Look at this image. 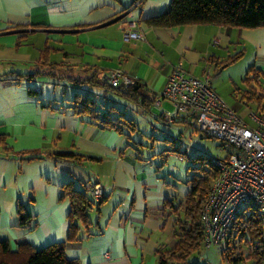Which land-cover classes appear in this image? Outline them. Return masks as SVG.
Here are the masks:
<instances>
[{"label": "crops", "instance_id": "1", "mask_svg": "<svg viewBox=\"0 0 264 264\" xmlns=\"http://www.w3.org/2000/svg\"><path fill=\"white\" fill-rule=\"evenodd\" d=\"M170 1L0 0V240L12 250L63 241L66 257L79 264H157L156 249L175 245L174 219L190 179L201 174L199 155L147 142L156 130L195 126L192 118L163 123L171 104L157 96L174 66L197 77L209 73L221 99L220 83L233 81L236 100L224 102L249 126H256L250 113L264 119V97L257 98L264 96V27L147 25L144 19ZM126 31L144 39L126 38ZM238 63L255 69L252 80H244L245 70L228 71ZM113 69L139 87L125 95L99 81ZM77 92L100 110L113 105L127 123L117 130L76 113ZM68 180L87 194L88 180L107 187L88 206L87 221H76L75 240L66 238L71 205L61 185Z\"/></svg>", "mask_w": 264, "mask_h": 264}, {"label": "trees", "instance_id": "2", "mask_svg": "<svg viewBox=\"0 0 264 264\" xmlns=\"http://www.w3.org/2000/svg\"><path fill=\"white\" fill-rule=\"evenodd\" d=\"M144 21L149 26L160 27L199 23L238 28L264 27V0H171L167 10L147 17ZM241 53L240 51L229 57L222 66L235 61ZM254 70L253 67H249L244 80L254 78L256 75L253 73ZM101 75L102 73L98 76L100 82L125 95L139 87L136 81L124 89L112 87L102 79ZM260 97L264 96L257 98ZM73 101L76 113L84 112L97 118L103 127L121 130L119 124L127 123V120L122 118V113H113L116 109L113 105L100 110L94 106L93 98L83 96L80 92L75 94ZM261 110H264V107ZM56 155L67 158L80 157L79 154L69 152H60ZM196 159L200 160L198 168L201 174L192 176L191 190L179 204L182 206V214H177L174 219L173 236L176 243L170 248L160 246L156 249L157 264H189L188 257L198 251L202 245L204 231L200 221V211L208 195L210 183L217 172L206 156L199 155ZM61 187L62 196L67 197L71 205L67 215L66 238L75 240L78 235L76 221L83 223L87 221L86 210L89 206V196L85 191L75 187L72 180L63 182ZM19 215L21 221L26 217L20 209ZM250 243L253 244L252 247L243 253L244 246ZM223 250L225 259L231 257L234 261L241 260L245 263L246 259L250 258L253 261L252 264H264V235H262V227L255 207H251L249 212L241 213L232 223L226 248ZM0 264H79V261L66 257L63 241L52 242L39 249L29 243H20L15 250H12L8 241L3 239L0 240Z\"/></svg>", "mask_w": 264, "mask_h": 264}, {"label": "built area", "instance_id": "3", "mask_svg": "<svg viewBox=\"0 0 264 264\" xmlns=\"http://www.w3.org/2000/svg\"><path fill=\"white\" fill-rule=\"evenodd\" d=\"M125 37L144 39L142 34L132 31H126ZM101 77L119 89L134 82L117 69ZM157 97L172 106V110L163 111L165 122L192 118L205 135L230 147L226 157H207L217 173L200 211L204 231L202 245L207 248L221 245L225 249L232 223L250 207L256 208L264 235V119L250 113L256 126L247 125L214 91L209 73L197 77L185 73L179 65L172 68ZM84 187L88 191L89 205L100 201L107 192L106 185L98 180H88ZM252 245L244 246L245 251Z\"/></svg>", "mask_w": 264, "mask_h": 264}, {"label": "rangeland", "instance_id": "4", "mask_svg": "<svg viewBox=\"0 0 264 264\" xmlns=\"http://www.w3.org/2000/svg\"><path fill=\"white\" fill-rule=\"evenodd\" d=\"M243 70H245V66L239 67V63H238L235 66H233L231 69H229L228 71H231L232 74H237V72L238 74H240L241 71ZM247 70L248 68L245 70L244 74L247 73ZM232 82L233 81L227 80L224 83H220V86H219V89L226 95V96H223L224 98H222L226 102H228V100L229 101L236 100L235 94H234L237 92L236 89L234 90L233 96L231 95ZM235 83L236 85H239V86L243 85L241 84L242 82L240 83L239 81L238 82L236 81ZM236 85L233 83V87H236ZM62 92L66 93V91L62 90L61 93L60 91L59 92L55 91L54 94L61 95ZM101 100H106V99L102 97ZM165 106H164V111L172 110V107L169 106L168 104H165ZM244 119L247 122L251 123V120L248 116H245ZM163 123L165 125H168L170 122L168 123L163 120ZM171 125H175V124H171ZM169 128H170L169 130L164 131V132L160 130H156L154 136L157 139L154 141H151L150 139H148L147 142L149 146L151 145V143H153L152 146L156 150L162 149L164 145H167L166 147H173V148L176 146V148L179 147L181 151H185L188 156L192 154H196V155H204L206 157L212 156V157H219V158L226 157L227 153L230 151V147L222 144L221 141L218 140L217 138L205 135L196 126L182 123L180 126H177V125L169 126ZM179 132H180V136L178 135ZM171 141H176V142L174 144ZM204 166H207V164H204ZM102 184H105V183L102 182ZM250 209L251 207L248 208L246 212H249ZM222 250L223 248L221 247V245H214L208 248L201 245L198 251L192 253L188 257V263L189 264H252L253 262L250 258L246 259L245 263H243L241 260L234 261L232 260L231 257L229 259H225V257L222 254ZM223 253H225V250H223ZM243 253H246L245 249L243 250Z\"/></svg>", "mask_w": 264, "mask_h": 264}]
</instances>
